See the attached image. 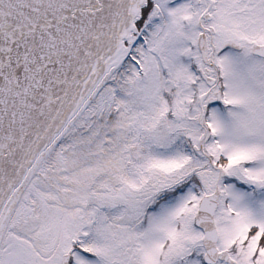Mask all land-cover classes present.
Segmentation results:
<instances>
[{"label":"snow or ice","instance_id":"6c2138e0","mask_svg":"<svg viewBox=\"0 0 264 264\" xmlns=\"http://www.w3.org/2000/svg\"><path fill=\"white\" fill-rule=\"evenodd\" d=\"M0 264H264V0H0Z\"/></svg>","mask_w":264,"mask_h":264}]
</instances>
